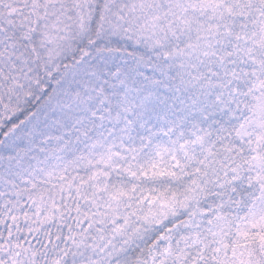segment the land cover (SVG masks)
Returning a JSON list of instances; mask_svg holds the SVG:
<instances>
[{"label":"snow or ice","instance_id":"snow-or-ice-1","mask_svg":"<svg viewBox=\"0 0 264 264\" xmlns=\"http://www.w3.org/2000/svg\"><path fill=\"white\" fill-rule=\"evenodd\" d=\"M0 264H264V0H0Z\"/></svg>","mask_w":264,"mask_h":264}]
</instances>
